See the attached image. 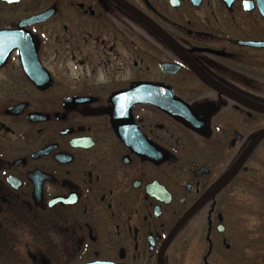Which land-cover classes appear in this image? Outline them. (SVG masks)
<instances>
[{"label": "flooded vegetation", "instance_id": "flooded-vegetation-1", "mask_svg": "<svg viewBox=\"0 0 264 264\" xmlns=\"http://www.w3.org/2000/svg\"><path fill=\"white\" fill-rule=\"evenodd\" d=\"M0 264H264V0H0Z\"/></svg>", "mask_w": 264, "mask_h": 264}, {"label": "water", "instance_id": "water-1", "mask_svg": "<svg viewBox=\"0 0 264 264\" xmlns=\"http://www.w3.org/2000/svg\"><path fill=\"white\" fill-rule=\"evenodd\" d=\"M259 140V139H258Z\"/></svg>", "mask_w": 264, "mask_h": 264}]
</instances>
